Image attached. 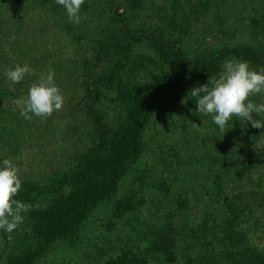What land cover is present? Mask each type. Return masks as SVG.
<instances>
[{
  "label": "rangeland",
  "instance_id": "rangeland-1",
  "mask_svg": "<svg viewBox=\"0 0 264 264\" xmlns=\"http://www.w3.org/2000/svg\"><path fill=\"white\" fill-rule=\"evenodd\" d=\"M115 14H123V21L118 17L112 19ZM80 16L81 22L73 23L56 0H0V167L8 158L19 168L22 185L28 184L14 199L29 205L17 229L10 234L0 229V264L19 260L40 242L48 245L31 264H112L114 256L128 253L125 249L134 250L146 264H185L184 253L191 250L187 248L183 228L199 223L204 201L219 205L223 196L219 190L224 189L225 195L242 194L233 195L236 204L254 189L264 196V131L259 133L263 142L250 143V150L242 145L243 138L233 137L229 146L214 151L212 155H217V159L212 155L196 157L191 159L190 166L186 164L182 151L198 133L201 138L208 128L221 133L217 125L208 126L211 115L197 111L196 98L189 93L198 87L197 81L179 87L172 83L162 95H156V110L144 129L140 158L107 197L90 205L71 233L60 234L52 226L42 228L33 221L31 211L46 207L51 196L28 201L25 195H30L33 189L31 196H35L39 192L37 186L47 184L54 175L75 165L95 140L93 120L97 112L107 120L121 119L118 112L121 85L116 80L109 83L103 78L105 74H101L114 63L121 69L120 57L112 49L100 54L110 37L116 40L118 35L125 44L128 58L123 66L128 73L131 70L132 74L139 60L150 57L148 67L140 68L135 82L151 90L148 78L152 71L169 75L171 80L182 77L181 71L170 70L165 64V49L159 46L156 51L159 43L166 48L168 42L177 43L176 39H181L175 50L179 49L183 58L204 48L237 46L243 40L264 44V0H84ZM109 29L117 34H110ZM141 32L145 33L141 41L133 40L132 36ZM229 60L241 61L235 56ZM246 62L252 70L264 69V60ZM17 64H28L34 74L12 84L6 73ZM49 70L55 73V83L65 103L47 119L26 120L13 101L26 96L31 84ZM145 71L148 77L142 78ZM249 99L264 103V94ZM253 116L264 120V114ZM192 122L200 126L199 130L192 127ZM250 123L233 117L229 122L232 127L225 133L242 132V137ZM194 143L198 144L199 139ZM254 151L257 157L249 155ZM246 167L249 172L244 171ZM187 175L192 177L195 190L168 196V189L175 192L190 188L185 183ZM248 175L252 177L249 179ZM208 188L209 193H205ZM248 199L252 207L250 215L258 216V220L244 235L249 242L262 246L264 199H260L259 206L250 200L252 197ZM219 206L223 213L234 207ZM161 240L172 243L174 261L167 253L150 248L152 242Z\"/></svg>",
  "mask_w": 264,
  "mask_h": 264
},
{
  "label": "trees",
  "instance_id": "trees-1",
  "mask_svg": "<svg viewBox=\"0 0 264 264\" xmlns=\"http://www.w3.org/2000/svg\"><path fill=\"white\" fill-rule=\"evenodd\" d=\"M94 3L97 6L96 2ZM180 6L178 4V7ZM90 10L93 11L92 9ZM115 15L116 17L112 19H117L118 17L119 21H123V14ZM126 32L128 33L129 30H126ZM109 33L113 35L117 34L114 29H109ZM143 36H145V33L141 32L140 35L135 34L132 37L133 40L141 41ZM123 39L124 41L126 40V33ZM146 39L149 38L146 36ZM161 40L165 41L163 37ZM176 40L180 42L181 39ZM177 43L168 42L165 45L167 49L164 48L163 43H159L155 48L161 46V48L165 49V64L170 66V70L176 69L181 71L182 77L171 80L169 75L164 76V74L159 73L162 76L160 77L158 73L154 74L152 71L148 78L151 90L148 88L149 86L143 87L135 82V77L139 74L140 68L146 69L148 67L147 59L150 60V57L139 60L132 74H130L131 70L128 73L124 69L126 66H123V62L126 63V59L128 58L126 56L127 49L118 35L116 36V40L110 37L104 49L101 47L100 54L112 49L114 54L120 57L121 69H119L118 64L114 63L113 66L106 67L101 74H105L103 78H106L107 81L109 80V83L116 80L121 85L118 92L120 97L118 100V112L121 113V119L107 120L101 112H97L93 120L95 140L81 154L75 165L62 174L54 175L47 184L37 186L39 192L35 196H31L33 189L30 195H25V199L28 201H33L38 196H51L50 203L46 207L36 208L31 211L32 219L38 226L42 228L52 226L60 234L71 233L84 218L90 205L96 200L105 198L110 194L116 184L127 173L130 166L140 158L144 145L142 140L143 132L151 121L149 117L156 110L158 102L156 95H162L165 92V88H168L167 86L174 83L179 87L182 84L196 83L197 81L199 87L208 82L209 76H218L222 65L230 57L233 58L235 56L241 61L248 62H260L264 60V44H250L244 40L237 46H227L221 49L204 48L193 56L185 58L181 56L179 49L178 51L175 50ZM126 46L130 47L131 45L127 44ZM158 54L160 55L161 53ZM147 74L145 71L142 78H147ZM133 81L135 84H132ZM260 121L264 122V120ZM212 124H215L213 120L208 126ZM262 131H264V128H253L251 127V123L247 128V133L242 137V132L240 134L232 133L229 135L218 133V131L208 128V131L202 138L198 137L199 133L196 136L194 141L198 138V144H195L193 141L182 151L185 155V162L190 166V161L193 158L211 157L210 155L214 151L218 152L219 149L229 146L230 139L233 137L235 140L243 138L245 143L243 142L242 145L247 146V149L250 150V143L255 142L256 145L263 142L259 138V133ZM256 148L259 147L256 146ZM180 154L179 159L181 158ZM196 154L199 156H195ZM249 155L257 157L258 153L254 151ZM212 157H216L215 159H217L218 156L212 155ZM156 159L157 161L161 160V162L164 160L160 158ZM244 171L249 172L248 167ZM251 177L248 175L249 179ZM253 179H257V176L255 178L253 176ZM185 183L190 188L185 187L175 192L168 189L166 190L167 195L186 194L189 189L190 191L195 190L193 188V179L189 175H187ZM25 184L28 183H24L22 187L26 188ZM219 191L223 192V196L221 195L222 197L219 199V205H226L227 208L233 204L234 207L231 208V211L227 208V213H223L220 210L221 206H214L210 201H204V205L200 211L201 219L199 223L195 226L183 228L187 248L191 250V252L187 251L184 253L185 264H216L217 262L228 264H264V244L262 246L253 244L244 235L246 231L252 229L254 223L258 220V216L250 215L252 207L248 199L249 196L253 198L250 199L252 202H257V206L262 204L260 199H264V196L258 194V190L254 189L250 193L246 192L245 200L244 197L243 199L241 197V203L238 202L236 204V200L233 199L235 196L233 195L242 196V194L234 192V194L225 195V189ZM205 193H209V188ZM164 241L161 240L159 243L152 242L150 248L154 249V251L159 249L160 252L167 253L172 261H174V247L172 243L168 244ZM38 245L37 248H29L19 260L10 259L9 264H31L37 255L40 254V251L48 244L47 242H40ZM164 248L166 249L164 250ZM123 251H128V253L114 256L115 260L112 264H146V260L143 257L142 259L140 256L135 255L134 250L125 249Z\"/></svg>",
  "mask_w": 264,
  "mask_h": 264
},
{
  "label": "clouds",
  "instance_id": "clouds-1",
  "mask_svg": "<svg viewBox=\"0 0 264 264\" xmlns=\"http://www.w3.org/2000/svg\"><path fill=\"white\" fill-rule=\"evenodd\" d=\"M66 9L69 20L75 24L81 22L80 9L84 0H56ZM34 70L28 65L17 64L6 73L12 84L22 82L26 75H33ZM55 73L49 70L41 74L31 84L26 96L15 99L13 103L20 115L31 121L33 117L42 120L62 109L65 99L61 89L55 83ZM196 98L197 111L211 115L221 133L231 127L233 117L251 122L253 128H264V122L254 119L253 114H264V103H255L249 98L264 94V69L252 70L246 61L226 60L218 76H209L208 82L193 87L190 92ZM192 127L200 126L192 122ZM0 167V229L12 233L24 221L22 213L29 211V205L14 199L22 188L19 168L11 159L5 158ZM11 238V236H9Z\"/></svg>",
  "mask_w": 264,
  "mask_h": 264
}]
</instances>
